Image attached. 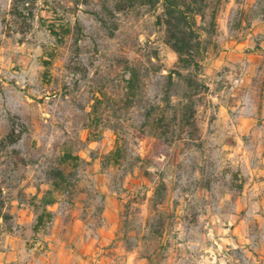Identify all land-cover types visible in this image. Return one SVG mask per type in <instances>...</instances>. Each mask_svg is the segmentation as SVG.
I'll return each instance as SVG.
<instances>
[{"label":"rangeland","instance_id":"rangeland-1","mask_svg":"<svg viewBox=\"0 0 264 264\" xmlns=\"http://www.w3.org/2000/svg\"><path fill=\"white\" fill-rule=\"evenodd\" d=\"M115 4L0 0V264H264V0H209L197 132L135 147L126 81L143 102L185 87L160 9Z\"/></svg>","mask_w":264,"mask_h":264},{"label":"trees","instance_id":"trees-1","mask_svg":"<svg viewBox=\"0 0 264 264\" xmlns=\"http://www.w3.org/2000/svg\"><path fill=\"white\" fill-rule=\"evenodd\" d=\"M115 12L124 11L127 8L149 7L152 10L160 9L155 16V25L164 31L165 44L177 56L174 68L164 77L169 89L178 86V82L184 83L185 91L180 96L171 94L169 90L157 101H146L134 98L136 87L134 78L126 81V90L131 96L126 100V107L142 108L143 118L139 126H132L133 130L140 136L132 135V144L137 146V138L145 133L171 142L174 140L177 131L186 129L187 135L193 137L197 132L195 121V99L205 93V84L200 80L201 63L205 53L204 37L215 33V17H210L206 23V15L209 9V0H115ZM27 3V2H26ZM16 7V3H13ZM117 26L115 24V30ZM159 61L157 53L149 58ZM134 75V74H133ZM120 128L115 127L117 136L115 152L108 158L113 166L118 167L121 160L127 155V140L119 132ZM134 162L137 163L140 157L134 154ZM132 165H134L132 163ZM127 171V170H126ZM128 172V171H127ZM59 177L64 178V173L59 172ZM167 188L161 181L153 193L152 203L155 207L161 205L166 199ZM49 205L53 204L50 200ZM49 217V214H48ZM39 217V223L42 222ZM163 222H160V227Z\"/></svg>","mask_w":264,"mask_h":264},{"label":"crops","instance_id":"crops-1","mask_svg":"<svg viewBox=\"0 0 264 264\" xmlns=\"http://www.w3.org/2000/svg\"><path fill=\"white\" fill-rule=\"evenodd\" d=\"M241 45H242V44L237 43V41H235L234 43H230V44H229L228 49H230V50H234V51H235V50L241 48Z\"/></svg>","mask_w":264,"mask_h":264}]
</instances>
